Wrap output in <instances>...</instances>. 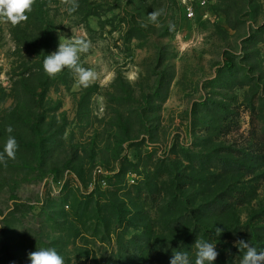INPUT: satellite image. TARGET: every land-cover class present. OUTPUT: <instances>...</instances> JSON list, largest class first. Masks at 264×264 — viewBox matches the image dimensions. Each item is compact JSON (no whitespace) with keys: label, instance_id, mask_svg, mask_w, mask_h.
I'll return each instance as SVG.
<instances>
[{"label":"rangeland","instance_id":"obj_1","mask_svg":"<svg viewBox=\"0 0 264 264\" xmlns=\"http://www.w3.org/2000/svg\"><path fill=\"white\" fill-rule=\"evenodd\" d=\"M78 3L69 14L62 0H35L26 22H0V152L9 135L19 146L0 164V264H31L30 252L48 248L65 264H137L125 247L142 243L141 223L118 225L116 206L144 207L147 181L164 213L179 182H192L189 211L204 212L195 225L228 231L239 220L262 228L263 242L264 0ZM72 37L91 41L79 61L97 74L87 88L67 68L43 70ZM230 195L237 209L207 210Z\"/></svg>","mask_w":264,"mask_h":264},{"label":"trees","instance_id":"obj_2","mask_svg":"<svg viewBox=\"0 0 264 264\" xmlns=\"http://www.w3.org/2000/svg\"><path fill=\"white\" fill-rule=\"evenodd\" d=\"M199 160H197V162L202 166L203 160ZM223 167L226 168L224 169L226 172L238 169L237 167L227 168L225 164ZM241 168L243 169V167L240 166L239 169ZM192 188V182H185L183 185L179 182L174 195V201L170 202V207L168 210H165V213H172L181 204L187 207V211L174 222H171L170 225L165 227L159 222L160 218L165 214L161 211L162 209L160 206V200L164 194L161 191L154 192L150 181H147L141 186V190L137 195L145 203L152 204L151 207L148 208L144 203L142 204L144 207L138 208L139 204H133L134 206H131V209H133L134 212L126 215L120 207L113 204L116 206V209H118V225L122 227L124 225L131 226L134 223H141L139 226L140 228L137 229L140 232L142 243L130 242L128 243V246L125 247V252L129 257H138L137 264H170V259L176 251L187 252L189 259L194 262L196 250L193 245L197 239H207L208 242L216 244V250L219 255L213 264H235V262L240 264L244 255V250H240L236 246V242L239 240L249 242V244L254 246L258 251L264 250V241H259V237L262 235V228H257L253 225L243 226L238 220L234 229L228 231L223 230L218 236L215 231L218 227L217 225H208V227L205 228L195 225V216L202 217L204 212L200 207L189 211V207H192V205L194 206V204L189 202L190 199H186L185 194L186 192H190ZM234 197V195H230L228 198L220 197L219 200L217 199V201L207 206V210L214 214L215 217H221L224 214H228L233 208L237 209L235 205L240 201L238 199L236 200ZM235 211L236 210H234V214ZM142 215L144 217L139 218V216ZM260 218L264 219V214H262ZM191 227L193 232L190 236L178 238L180 232H184L186 229L190 230ZM159 237L166 240L163 241L161 245H158L155 241V238ZM251 238H255L256 242L247 241ZM11 264L19 263L16 260L11 259Z\"/></svg>","mask_w":264,"mask_h":264},{"label":"clouds","instance_id":"obj_3","mask_svg":"<svg viewBox=\"0 0 264 264\" xmlns=\"http://www.w3.org/2000/svg\"><path fill=\"white\" fill-rule=\"evenodd\" d=\"M65 10L69 14L75 13L79 8L78 0H62ZM35 0H0V22L10 23L17 26L28 20L27 13L32 11ZM164 10H154L148 14L151 23L158 25V20L163 15ZM142 27L147 25L142 24ZM91 41L82 37H72L66 39V42H59L56 51L45 56L43 61V70L50 77L55 78L65 68L73 72L77 83L82 87H89L96 79L97 74L88 68L81 66L80 54L87 53L91 48ZM6 131L11 134L13 128L8 126ZM18 143L14 136L9 135L0 152V164L7 166L9 159H15ZM216 234L219 236L223 229L217 227ZM195 248L194 262L189 259L187 252L176 251L170 259V264H213L219 253L216 250V244L205 240L197 239L193 245ZM240 250H244V255L240 264H264V250L258 251L254 246L244 240L236 242ZM31 264H65L63 257L54 249H38L28 254Z\"/></svg>","mask_w":264,"mask_h":264},{"label":"built area","instance_id":"obj_4","mask_svg":"<svg viewBox=\"0 0 264 264\" xmlns=\"http://www.w3.org/2000/svg\"><path fill=\"white\" fill-rule=\"evenodd\" d=\"M194 16V13L191 11L190 13H189V17H193Z\"/></svg>","mask_w":264,"mask_h":264}]
</instances>
